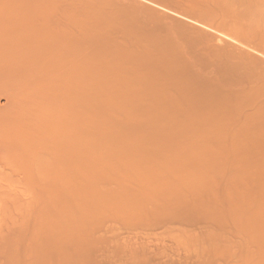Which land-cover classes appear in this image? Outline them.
<instances>
[{
  "label": "bare ground",
  "instance_id": "obj_1",
  "mask_svg": "<svg viewBox=\"0 0 264 264\" xmlns=\"http://www.w3.org/2000/svg\"><path fill=\"white\" fill-rule=\"evenodd\" d=\"M0 264H264V0H0Z\"/></svg>",
  "mask_w": 264,
  "mask_h": 264
}]
</instances>
